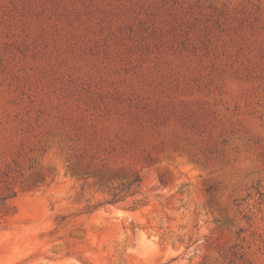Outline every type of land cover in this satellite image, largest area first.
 Masks as SVG:
<instances>
[{
    "label": "rangeland",
    "instance_id": "obj_1",
    "mask_svg": "<svg viewBox=\"0 0 264 264\" xmlns=\"http://www.w3.org/2000/svg\"><path fill=\"white\" fill-rule=\"evenodd\" d=\"M0 264H264V0H0Z\"/></svg>",
    "mask_w": 264,
    "mask_h": 264
},
{
    "label": "trees",
    "instance_id": "obj_2",
    "mask_svg": "<svg viewBox=\"0 0 264 264\" xmlns=\"http://www.w3.org/2000/svg\"><path fill=\"white\" fill-rule=\"evenodd\" d=\"M5 198L6 197L0 199V212H2L3 214H6L9 209V207L5 203Z\"/></svg>",
    "mask_w": 264,
    "mask_h": 264
}]
</instances>
